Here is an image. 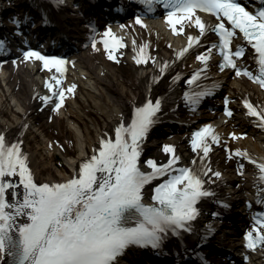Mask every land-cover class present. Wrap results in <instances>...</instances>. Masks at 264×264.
<instances>
[{
  "label": "snow or ice",
  "instance_id": "6c2138e0",
  "mask_svg": "<svg viewBox=\"0 0 264 264\" xmlns=\"http://www.w3.org/2000/svg\"><path fill=\"white\" fill-rule=\"evenodd\" d=\"M139 2L147 5L149 11H154L156 5L168 9L167 19L175 31H183V28H176L181 22L194 23L200 35L189 36L188 48L193 42L199 43L200 36L206 31L218 33L220 44H212L207 54L201 53L197 59L203 61L207 68L212 49L219 47L223 56L221 70L230 66L237 76L246 74L264 86V0H259L260 6L254 10H249L246 0ZM198 11L214 14L218 22L206 25ZM136 22L143 23L139 13ZM15 23L20 21L17 19ZM241 33L243 40L258 53L253 57L258 65V75L247 66L238 65L234 58L245 57L244 45H233V39ZM111 35L112 29L108 27L105 36ZM103 43L109 50V57L116 60L109 40L104 39ZM5 44L6 41L0 38V49ZM95 46L93 38L92 47ZM188 48L177 55L183 56ZM24 57L42 60L45 68L54 66L61 72L66 63L65 58L50 57L32 48L24 51ZM148 58L141 48L136 62L147 63ZM167 70L168 62H165L161 65V73ZM202 76L207 79L202 69L195 70L187 84L201 87L198 80ZM158 79V76H153V81ZM48 87L53 88V85ZM74 87L72 85L68 91ZM215 87L213 84L212 88ZM213 94L207 85H203L201 91H186L184 96L187 102L198 104L202 97ZM64 96L63 90H54L53 96H44L42 100L47 103L58 97L59 102L55 106L59 109ZM162 100L153 99L149 93L146 102L134 105L131 122L127 123L122 117L115 128V138L102 136L93 153L81 161L78 174L64 182L37 183L27 154L21 149L22 141L9 143L5 134L0 133V264H118V258L130 246L151 247L163 253L164 241L170 234L182 236L184 231L194 230L192 222L201 211L198 202L205 197L216 198V192L207 185L214 183L212 178H219L222 173L214 171L207 163L200 168L178 166L180 157L175 155L172 145L164 146L165 152L172 153L167 163L158 164L156 160L148 159L146 163L152 171L141 170L142 144L160 119ZM244 105L248 114L258 118L260 126L264 127V106L257 107L247 98ZM226 111L232 115L231 108ZM209 135L219 143L211 125L193 133L192 146L194 149L202 147L204 157L210 151L206 140ZM236 155L250 160L258 169V181L264 182V158L258 160L240 149H236ZM239 167L243 169L244 164ZM157 177H165L156 184L151 196L157 203L145 204L143 189ZM216 202L224 208L230 207L224 201ZM258 202L264 203V200L258 196ZM259 216L260 219L253 223L255 235L253 231L246 233L249 249L254 248L257 241L264 243V229L258 226L264 225V213ZM214 231L209 225L202 241Z\"/></svg>",
  "mask_w": 264,
  "mask_h": 264
},
{
  "label": "bare ground",
  "instance_id": "6f19581e",
  "mask_svg": "<svg viewBox=\"0 0 264 264\" xmlns=\"http://www.w3.org/2000/svg\"><path fill=\"white\" fill-rule=\"evenodd\" d=\"M90 11H94V8ZM74 15L71 9L64 7L55 12L52 20L62 34L72 33L69 30L73 29L77 34L76 30L80 28ZM133 17L123 21L127 20L129 24ZM206 22L207 25L214 23L210 17ZM176 28H183V31H175L169 21L130 26L123 32L127 45L116 52L112 51L116 60L109 57V50L100 46L83 47L79 59L66 77H58L53 70H41L39 62H22L16 68L7 66L0 69V132L5 131L23 142L24 149L28 152L29 167L39 183L64 182L77 175L80 160L92 152L98 140L120 122L122 117L129 118L132 106L144 100L150 79L156 73H161V65L168 62V75L157 84L154 92L164 94L165 97V108L169 112L163 118L164 127L168 125L170 128L171 124L179 127L178 124L182 125L184 122L186 129L177 131L176 136L168 135V139L166 136L149 138L142 145V150L153 148L158 151V161L167 162L172 154L164 151L165 145L160 140L163 137L164 141L174 139L169 145L174 146L175 155L180 157L178 166H191L194 165L193 161L203 159L214 171L222 173L221 177L212 178L214 183L210 182L217 194L215 202L207 203L203 208L199 219L203 226L199 231L209 225L222 229L221 225L225 221L213 218L209 211L210 207H216L217 200L241 204L237 207L244 212L239 213L238 217L244 221L249 207L255 205L254 198L251 197L263 194V191L256 166L245 157L236 155V149L246 151L259 160L264 158V148L260 145H264V140L259 144L257 140L241 136L239 127L245 117L237 102L245 93H252L264 101V89L252 84L246 74L237 76L235 70H221L218 47L212 49L208 67H204V62L197 59V56L207 54L208 48L217 44L213 32L206 31L200 36L199 43L188 48L189 36H199V28L188 21L177 24ZM141 48L149 58L147 63L138 64L136 57ZM185 48L188 51L183 56L177 55ZM245 57L240 60V65L247 66L252 71L250 53ZM201 68L210 72L209 84H215L223 93L213 101L217 103L214 112L206 114L194 112L195 104L186 101L184 93L189 90L186 78L173 85L168 82L169 74L174 70L189 75ZM52 83L57 91L61 87L68 90L75 85L66 93V101L59 109H56L57 100L54 97L47 103L42 100V97L50 96L48 85ZM223 96H228L233 101L235 116L227 114L222 104ZM198 124L211 125L219 138V143L211 135L206 139L210 145L207 157L203 156V148L197 153L190 149L191 128ZM161 130L158 131L159 134ZM58 152L65 158L67 166L60 167ZM240 164H244L243 169L239 167ZM144 197L147 201L151 200L149 187L145 190ZM191 238L194 239L193 236ZM251 256L250 264H264V246ZM161 263L172 264L169 258L162 259ZM118 264L129 263L119 259Z\"/></svg>",
  "mask_w": 264,
  "mask_h": 264
},
{
  "label": "rangeland",
  "instance_id": "374dc122",
  "mask_svg": "<svg viewBox=\"0 0 264 264\" xmlns=\"http://www.w3.org/2000/svg\"><path fill=\"white\" fill-rule=\"evenodd\" d=\"M76 127V126H75ZM77 132L76 133H78V130H76ZM151 151H153L152 149H150L148 152H146L145 154L147 155V154H149V152H151ZM59 153V155H58V157H59V161L61 162V164H60V167H62V165H65V166H67V162H66V160H65V158L60 154V152H58ZM59 165V164H58Z\"/></svg>",
  "mask_w": 264,
  "mask_h": 264
}]
</instances>
